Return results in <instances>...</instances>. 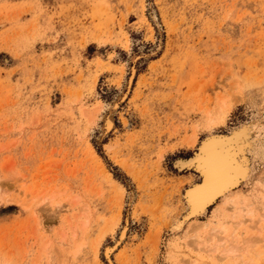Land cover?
Instances as JSON below:
<instances>
[{
    "label": "rangeland",
    "instance_id": "obj_1",
    "mask_svg": "<svg viewBox=\"0 0 264 264\" xmlns=\"http://www.w3.org/2000/svg\"><path fill=\"white\" fill-rule=\"evenodd\" d=\"M208 125L255 133L258 220L264 0H0V264H264V224L234 233L237 209L176 227ZM223 226L237 243L201 252Z\"/></svg>",
    "mask_w": 264,
    "mask_h": 264
},
{
    "label": "bare ground",
    "instance_id": "obj_2",
    "mask_svg": "<svg viewBox=\"0 0 264 264\" xmlns=\"http://www.w3.org/2000/svg\"><path fill=\"white\" fill-rule=\"evenodd\" d=\"M133 72H134V70H133ZM218 117H220V116H218ZM213 119L214 118H212V120ZM210 120H211V118H210ZM107 121H106V123H107ZM214 122H215V120H214ZM214 122H213V124H214ZM112 123H113L112 120L107 123L108 128H110L112 126ZM208 126H209L208 129L210 132L208 133V135L204 139H202L201 143L199 142L200 145L198 144L199 148H198L196 154L193 157H191L189 160H182V161L180 160L182 165H188V166L191 164L194 165L196 167V169L200 172L201 179L198 182H194L193 184H191L189 187H187L184 190L183 200H184V203H185L187 210H186V214L184 215V217L179 219L178 222L176 223V227L181 228L184 225V223H186L190 219H198V217L203 216L208 211V209L214 205L216 208L220 207L222 210L224 209L226 211L229 210V208H231L233 210L237 209V210L233 211L230 216H225V218H228V217L230 218L229 220L226 221V223H229L231 225V227L234 229L233 230L234 233L236 232V230L237 231L241 230L243 228V225L244 226L247 225V227H249L248 224H250L252 226L253 230H254V228H257V229H255L256 234L261 233V230H262L263 224H264V215H260L259 219L255 220L253 217V214H252L253 211L251 209H248L246 206V203L250 202V200H251L250 196L245 195V194L243 195V193L241 192V187L251 177L252 163L249 160V157H248L249 154L248 153L252 152V151H256V146H257L258 141L255 139V136H254L255 133L251 132L249 127H246V126L242 127L241 126L242 128L234 129V130L230 131V133H228V134L227 133L220 134L221 132L216 133L213 125L212 126L208 125ZM206 127H207V124H206ZM192 137H194V136H192ZM195 137H196V135H195ZM193 139H191V140H193ZM188 140H190V138ZM188 140H187V142H188ZM196 140H198V139L196 138ZM193 141H190V142H193ZM260 152H261V154H263L264 151L260 148ZM127 167H129V166H127ZM250 207H251V205H250ZM257 209H261V208H257ZM253 210H254V207H253ZM230 211H232V210H230ZM258 211H260V210H258ZM227 212H229V211H227ZM219 214H222V213H219ZM247 215H251V216L246 218ZM198 222L199 221H197L196 223L198 224ZM201 224H202V226L199 225V226H201V228H199L201 230L208 228V226L210 225V224L207 225V224H203V223H201ZM209 229H210L209 232H211V228H209ZM215 229H217V228H215ZM244 230H245V228H244ZM234 233H232V231H231V233L229 234L227 232V228L225 226H223V227L215 230L214 232H211L209 237L207 236L208 237L207 240L210 241V243L212 244L211 245L212 247H208V246H210V244L207 245V243L205 244V241L202 242L201 240H200V242L198 241L200 246H198V244H197V246L201 252H202L201 249L206 250V251H209V250L216 251L220 246L222 248L223 244H225V242L228 240H229L228 244L232 243V242L233 243L236 242L237 240L236 241L230 240L231 237L237 236ZM219 235H221V236H219ZM250 235L252 236V234H250ZM259 235H261V234H259ZM124 236H126V229L122 233V239L124 238ZM249 237L250 236H248L246 239L244 237L243 238L244 240L243 239L241 240L243 242L240 245L241 248H239V250L236 248V246H235L236 244H235V245H233L234 247L233 246L230 247L227 245V249L224 248L225 250L222 249L223 251H221V250L220 251L223 253L225 252L226 257H227V255L228 256L231 255L230 253H235L237 251L239 252L240 250H242L240 252L244 253V251L245 252L247 250L249 251V249L251 248L250 250L252 251L253 247L255 245V242H257V241H255L256 239H254L252 237L249 238ZM261 238L257 239V240L261 241ZM234 239H235V237H234ZM236 239H237V237H236ZM198 240H199V238H198ZM256 244H258V243H256ZM111 250H112V248H111ZM106 251H107L106 253L109 257L108 249ZM205 252L203 251L202 254H204ZM255 252L257 253L256 254L257 258L260 257V259H261L262 253L264 254V249L263 248H260V249L257 248V249H255ZM213 254H215V253H213ZM240 257H241V255H240ZM235 258H236V256H235ZM244 263L245 262H243V264ZM249 263L251 264V262H249ZM246 264H248V263H246Z\"/></svg>",
    "mask_w": 264,
    "mask_h": 264
},
{
    "label": "trees",
    "instance_id": "obj_3",
    "mask_svg": "<svg viewBox=\"0 0 264 264\" xmlns=\"http://www.w3.org/2000/svg\"><path fill=\"white\" fill-rule=\"evenodd\" d=\"M100 154L103 155V153L101 151H100ZM115 170H117V168H115ZM113 173L117 179L122 180L121 175H120L121 173H119L118 171H113ZM123 183H124V181H123Z\"/></svg>",
    "mask_w": 264,
    "mask_h": 264
}]
</instances>
